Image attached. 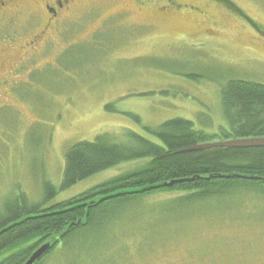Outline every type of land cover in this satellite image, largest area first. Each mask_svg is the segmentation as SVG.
<instances>
[{
    "label": "rangeland",
    "instance_id": "obj_1",
    "mask_svg": "<svg viewBox=\"0 0 264 264\" xmlns=\"http://www.w3.org/2000/svg\"><path fill=\"white\" fill-rule=\"evenodd\" d=\"M226 1L82 0L62 36L26 51L16 16L18 36L0 51V73L16 69L0 74L15 77L0 80V207L19 191L42 201L46 181L60 187L70 146L103 133L148 136L143 125L175 117L230 131L222 88L264 84V0ZM137 165L95 174L49 203ZM176 195L112 204L45 264H264V184L234 181L193 202L170 201Z\"/></svg>",
    "mask_w": 264,
    "mask_h": 264
},
{
    "label": "trees",
    "instance_id": "obj_2",
    "mask_svg": "<svg viewBox=\"0 0 264 264\" xmlns=\"http://www.w3.org/2000/svg\"><path fill=\"white\" fill-rule=\"evenodd\" d=\"M222 105L230 131L209 133L197 129L192 120L175 117L158 126L143 125L150 137L125 129L116 136L103 133L93 141L74 143L65 154L60 187L46 181L42 201L33 202L25 192L19 191L3 202L0 264H24L34 250L50 243L51 248L35 263L45 264L59 244H66L91 229L98 222L99 213L115 203L144 200L164 192L178 194L170 199L172 202H193L234 181L264 184V148L178 152L221 138L264 136V84L230 80L222 88ZM128 115L141 123L138 115ZM130 163L138 165L69 198L49 203L60 192L95 174ZM220 174L255 178L218 177ZM192 177L196 179L164 185Z\"/></svg>",
    "mask_w": 264,
    "mask_h": 264
},
{
    "label": "flooded vegetation",
    "instance_id": "obj_3",
    "mask_svg": "<svg viewBox=\"0 0 264 264\" xmlns=\"http://www.w3.org/2000/svg\"><path fill=\"white\" fill-rule=\"evenodd\" d=\"M81 4L82 0H0V51L13 45L18 32L23 33L24 36H30L23 44L25 51L39 43L43 46V42L55 34L59 33L62 36L66 25L73 22V16ZM23 10L26 11L23 12ZM16 16H23L25 21L22 23L24 26H21L19 31L17 29L18 32L15 33L11 26L16 23ZM20 61L16 59L13 64L19 67ZM9 70L16 71L15 68L12 69V66ZM9 70L0 74H5ZM13 75H6L0 80L2 79L3 83L12 81L14 84Z\"/></svg>",
    "mask_w": 264,
    "mask_h": 264
},
{
    "label": "water",
    "instance_id": "obj_4",
    "mask_svg": "<svg viewBox=\"0 0 264 264\" xmlns=\"http://www.w3.org/2000/svg\"><path fill=\"white\" fill-rule=\"evenodd\" d=\"M211 148H264V136L227 138V139H222V140L204 142V143L197 144L195 146L181 149L178 152H191V151L205 150V149H211ZM232 176L249 178V179L255 178L251 176L250 177L242 176L240 174H234V175H221L220 174L218 175V177H225V178H230ZM195 179H196L195 177H192V178H185V179H179V180H172L170 182L164 183V185L171 186L179 182L192 181ZM50 248H51L50 243L43 244L31 254V256L26 260L24 264H35L39 259H41L48 252Z\"/></svg>",
    "mask_w": 264,
    "mask_h": 264
}]
</instances>
